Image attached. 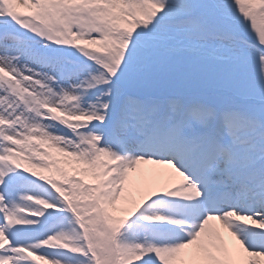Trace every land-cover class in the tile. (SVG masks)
<instances>
[{"label": "snow or ice", "instance_id": "6c2138e0", "mask_svg": "<svg viewBox=\"0 0 264 264\" xmlns=\"http://www.w3.org/2000/svg\"><path fill=\"white\" fill-rule=\"evenodd\" d=\"M134 262L264 264V0H0V264Z\"/></svg>", "mask_w": 264, "mask_h": 264}, {"label": "bare ground", "instance_id": "6f19581e", "mask_svg": "<svg viewBox=\"0 0 264 264\" xmlns=\"http://www.w3.org/2000/svg\"><path fill=\"white\" fill-rule=\"evenodd\" d=\"M144 167H145V168H148V167H152V166H147V165H146V166H144ZM37 171H39V170H37ZM134 264H136V262H134Z\"/></svg>", "mask_w": 264, "mask_h": 264}]
</instances>
